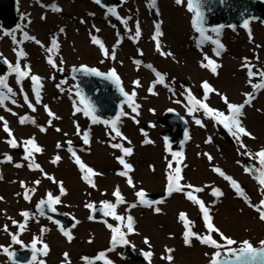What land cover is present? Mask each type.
Returning <instances> with one entry per match:
<instances>
[{"label": "rangeland", "instance_id": "374dc122", "mask_svg": "<svg viewBox=\"0 0 264 264\" xmlns=\"http://www.w3.org/2000/svg\"><path fill=\"white\" fill-rule=\"evenodd\" d=\"M17 13L12 29L0 21V264H14L11 248L30 243L38 252L29 264H208L228 249L264 244L261 22L197 30L187 0H122L113 9L17 0ZM79 65L120 78L132 101L119 118L90 114L75 81L58 75ZM245 74L255 100L225 111V92L238 95ZM189 98L195 116L182 107ZM167 110L189 121L188 142L172 152L169 127L156 120ZM173 179L183 190H169ZM218 184L232 190L220 202L209 197ZM146 192L159 200H144ZM47 197L76 220L71 231L32 213ZM97 204L108 222L88 221ZM207 212L215 216L203 221ZM116 233L147 260L109 250Z\"/></svg>", "mask_w": 264, "mask_h": 264}, {"label": "water", "instance_id": "95a60500", "mask_svg": "<svg viewBox=\"0 0 264 264\" xmlns=\"http://www.w3.org/2000/svg\"><path fill=\"white\" fill-rule=\"evenodd\" d=\"M101 5L114 7L121 0H97ZM190 8L195 12L194 25L198 28L224 24H245L251 20H261L264 23V0H189ZM0 20L8 28H13L17 20L16 0H0ZM214 23V24H213ZM212 24V25H210ZM6 63L0 57V71L5 69ZM62 78L73 77L77 80V93L88 109L101 117L114 120L119 117L122 105L131 100L114 74L101 73L85 67L73 68L72 74L59 72ZM158 121L170 126L165 131L170 150L184 139L188 125L181 116L174 111H167ZM248 166L256 174L251 162ZM179 188L172 182L171 189ZM146 199L156 200L157 196L146 194ZM38 212L45 214L62 224L66 230L74 227L75 222L65 215L54 210L50 199L42 200L37 206ZM27 216V214H25ZM91 220H107L108 214L103 206H97L90 217ZM123 247V255L135 260H145L143 253L137 254L126 244V240L117 235L110 243V248ZM37 249L31 246L13 248L10 252V263L27 264L35 255ZM71 264V263H66ZM210 264H264V246L261 248H244L242 250L227 251L224 256H215Z\"/></svg>", "mask_w": 264, "mask_h": 264}, {"label": "bare ground", "instance_id": "6f19581e", "mask_svg": "<svg viewBox=\"0 0 264 264\" xmlns=\"http://www.w3.org/2000/svg\"><path fill=\"white\" fill-rule=\"evenodd\" d=\"M104 46H106V44L102 45V48ZM111 48H113V47H111ZM110 50H111L110 52H112V49H110ZM193 72H194V74L196 76L201 73V72H199V70L198 71L197 70H193ZM25 76H26V74H25ZM251 77H252V75L245 74L243 76V78H239L238 80H236L238 87L242 86V89L239 91L238 95L230 96L227 92H225L226 96L228 97V101L225 102L227 104V105H225V111L228 110V111L231 112V111H233V107H235L236 109L239 108L238 105L241 103L243 98L247 97V98H250L252 101L255 100V98H256L255 91L257 89H256V86L254 85V82L251 80ZM150 84L154 85V84H156V81L153 80L152 83L150 81H147L145 86H148ZM161 96H162L163 102H169L170 99H166L164 97V93L163 92L161 93ZM192 105H193V102H192L191 98H189L187 101H185V103H184V105H182V107H183V109H185V110H187L189 112H192L193 115L195 116L198 110H197V108H194V110H193L191 108ZM241 105H242V103H241ZM251 108H253L252 102H251V104L249 105V107L247 109L249 110ZM238 112L239 111H235V113H234L235 114V117L233 118L234 121L238 120V118H237ZM262 135H264V131H262ZM119 171L120 170H115L114 169V171H112L111 174L112 173L113 174L114 173H119ZM102 176H104V177L107 176L109 178L111 177L112 180L116 179L115 182H118V179H119V177L117 175H105V174H102ZM125 176H126L125 180L128 179L127 174H125ZM220 181H221V179H218V180L216 179V180H213L211 184H214V182H220ZM231 191L232 190H230L228 188V186L218 184L217 186L210 187V195H209V197L212 198L214 201L220 202L222 199H225L230 194ZM214 216H215L214 213L207 212V215H206V217H204L203 221H208L210 219H213ZM232 216H234V215L232 214ZM232 218H235V217H232ZM147 222H148V219L144 223H147ZM143 239H145V238L143 237Z\"/></svg>", "mask_w": 264, "mask_h": 264}]
</instances>
